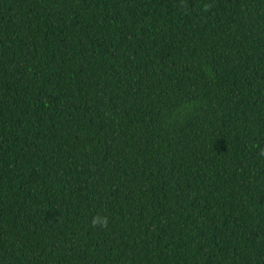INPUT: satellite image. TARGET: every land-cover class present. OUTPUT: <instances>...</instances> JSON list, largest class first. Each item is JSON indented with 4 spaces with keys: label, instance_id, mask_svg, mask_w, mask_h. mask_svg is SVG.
<instances>
[{
    "label": "trees",
    "instance_id": "obj_1",
    "mask_svg": "<svg viewBox=\"0 0 264 264\" xmlns=\"http://www.w3.org/2000/svg\"><path fill=\"white\" fill-rule=\"evenodd\" d=\"M0 264H264V0H0Z\"/></svg>",
    "mask_w": 264,
    "mask_h": 264
},
{
    "label": "clouds",
    "instance_id": "obj_2",
    "mask_svg": "<svg viewBox=\"0 0 264 264\" xmlns=\"http://www.w3.org/2000/svg\"><path fill=\"white\" fill-rule=\"evenodd\" d=\"M91 223L93 226L106 228L108 225V217L100 213H97L92 217Z\"/></svg>",
    "mask_w": 264,
    "mask_h": 264
}]
</instances>
